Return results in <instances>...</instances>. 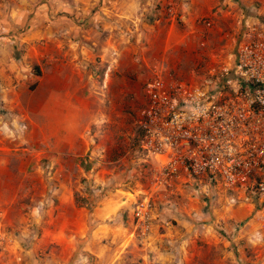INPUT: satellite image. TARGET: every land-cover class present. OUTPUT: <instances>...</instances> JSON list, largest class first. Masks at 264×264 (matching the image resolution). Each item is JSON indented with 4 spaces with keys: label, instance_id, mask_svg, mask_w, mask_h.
<instances>
[{
    "label": "rangeland",
    "instance_id": "1",
    "mask_svg": "<svg viewBox=\"0 0 264 264\" xmlns=\"http://www.w3.org/2000/svg\"><path fill=\"white\" fill-rule=\"evenodd\" d=\"M262 1L172 0L173 15L168 1L156 5L155 15L148 0L137 1L124 22L94 33L103 54L61 71L69 94L54 96L53 104L48 8L37 13L35 46L6 40L11 34L0 30V98L7 95L0 99L7 104L0 106V264H264L263 196L210 185V178L156 188L157 162L135 134L143 86L157 74L201 84L228 69L223 93L231 92L237 47L247 25L261 21ZM59 120L69 125L59 128ZM143 199L151 202L145 233L133 216ZM61 200L88 213L106 200L118 206L103 237L89 246L85 237L72 239L62 248L43 230Z\"/></svg>",
    "mask_w": 264,
    "mask_h": 264
},
{
    "label": "built area",
    "instance_id": "2",
    "mask_svg": "<svg viewBox=\"0 0 264 264\" xmlns=\"http://www.w3.org/2000/svg\"><path fill=\"white\" fill-rule=\"evenodd\" d=\"M165 8L175 13L173 3ZM260 16L247 25L237 47V81L230 93H223L228 69L201 84L159 74L144 84L135 134L139 147L157 162L156 188L171 187L180 178H210V185L263 196L264 203V0ZM258 213L264 220V204ZM133 216L136 228L148 231L150 200L137 202Z\"/></svg>",
    "mask_w": 264,
    "mask_h": 264
},
{
    "label": "crops",
    "instance_id": "3",
    "mask_svg": "<svg viewBox=\"0 0 264 264\" xmlns=\"http://www.w3.org/2000/svg\"><path fill=\"white\" fill-rule=\"evenodd\" d=\"M137 1L141 2V0H50L49 5H41L39 2L30 3L28 0H6L4 2L6 13L2 14L4 22L3 25L0 24V30L11 34L5 38L6 40L15 39L17 41L15 43L19 45L25 46L26 43L35 46L34 38L40 33L36 26L37 13L41 8H48V59L52 63L55 77L54 88L49 94V104H53L54 96L69 94V77L63 76L61 71L70 62L83 63L98 53L103 54V39L94 41V33L97 34L103 25H110L111 21L116 22L115 24L124 22L127 13L132 14L129 7H136ZM167 1L172 2L148 0V14L155 15L156 5L160 7V3ZM25 30L26 33H22ZM27 36H31L32 39ZM3 75L5 74L0 72V77ZM1 95L0 99H4L5 102L7 95L5 93ZM1 105L7 107L6 103H0ZM63 124L64 127L69 125L66 121L59 120L56 126L62 128ZM117 206L114 200H106L100 202L94 212L88 213L74 206L71 200H61L56 206L52 204L54 211L50 210L52 214L50 213L48 225L43 230L46 231L50 244L66 248L71 246L72 239L85 237L89 246L103 237V233L109 231L110 226L105 222L112 218ZM108 264L115 263L112 261Z\"/></svg>",
    "mask_w": 264,
    "mask_h": 264
}]
</instances>
